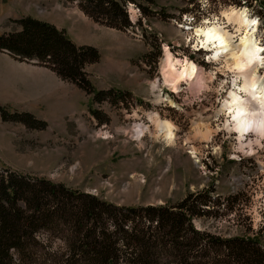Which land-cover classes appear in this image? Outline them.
<instances>
[{
  "label": "rangeland",
  "instance_id": "obj_1",
  "mask_svg": "<svg viewBox=\"0 0 264 264\" xmlns=\"http://www.w3.org/2000/svg\"><path fill=\"white\" fill-rule=\"evenodd\" d=\"M123 1L132 25L125 31L100 25L76 3L62 0L52 18L74 43L99 51L100 61L86 68L88 80L97 91L114 92L113 98L99 101L48 69L54 80L28 92L23 81L40 77L12 57V62L0 60V107L37 123L32 128L0 114V174L44 178L122 207H173L210 189L221 201L216 214L193 220L195 228L228 239L252 237L264 227V141L250 154L225 131L230 119L221 105L235 77L220 62L209 63L193 42L194 30L205 20L224 23L223 11L243 7L258 20L255 39L264 49V0ZM37 6L39 0H0V35L16 30L15 22L25 17L18 12L49 19ZM226 30L236 35L233 27ZM165 47L175 58L193 61L204 84L186 82L174 90L164 83ZM259 75L264 82V64ZM118 93H125V102ZM150 116L172 122L175 146L156 138ZM201 125L217 131L208 142L194 134ZM136 127L144 131L142 138ZM233 197L238 198L231 205Z\"/></svg>",
  "mask_w": 264,
  "mask_h": 264
},
{
  "label": "trees",
  "instance_id": "obj_2",
  "mask_svg": "<svg viewBox=\"0 0 264 264\" xmlns=\"http://www.w3.org/2000/svg\"><path fill=\"white\" fill-rule=\"evenodd\" d=\"M62 1L76 3L100 25L119 31L132 27L126 1ZM15 24V31L0 35V53L20 62L34 60L99 101L113 98L114 92L97 91L88 80L86 68L101 59L95 47L78 45L64 30L32 17ZM0 114L4 121L37 125L3 107ZM212 192L189 194L173 207H122L44 178L5 171L0 174V264H264V227L243 239L195 228L194 219L216 214L221 198Z\"/></svg>",
  "mask_w": 264,
  "mask_h": 264
},
{
  "label": "bare ground",
  "instance_id": "obj_3",
  "mask_svg": "<svg viewBox=\"0 0 264 264\" xmlns=\"http://www.w3.org/2000/svg\"><path fill=\"white\" fill-rule=\"evenodd\" d=\"M221 16L224 23L216 18L208 19L194 30L193 48L195 51L207 53L209 63L220 62L235 77L233 88L221 105V110L226 111L230 119L223 128L237 137L240 151L247 149V152L253 154L254 146L260 147L264 141V82L259 75L264 64V49L255 39L259 23L257 19H250L248 10L243 7L228 8ZM224 24L225 27L222 26ZM227 27H233L236 35L230 34ZM163 58L164 83L171 85L174 90L181 83L204 84V79L198 76L200 70L193 61L175 58L167 47L164 48ZM154 88L153 85L152 89ZM150 119L157 131L155 137L161 138L167 147L175 146V126L172 122L155 119V116H150ZM193 131L195 136L207 142L217 132L209 125L197 126ZM135 132L137 138L144 135V131L138 127ZM250 137L254 140L250 139L246 143ZM188 141L186 139L185 143ZM191 150L196 154L193 147Z\"/></svg>",
  "mask_w": 264,
  "mask_h": 264
},
{
  "label": "crops",
  "instance_id": "obj_4",
  "mask_svg": "<svg viewBox=\"0 0 264 264\" xmlns=\"http://www.w3.org/2000/svg\"><path fill=\"white\" fill-rule=\"evenodd\" d=\"M39 2L41 3V7L40 6H37V9H38L37 12L46 13L47 15H50L51 19H50V17H49V19L48 18H40V17H32V16L28 15L27 13H21V12H18V14H20L21 16L32 17V18H34L36 20L49 23V24L55 26L56 28L60 29L54 23V21H52L53 20L52 18H54L55 13L59 11L58 10V8H59V0H49V1H46L44 3L42 2V0H39ZM8 10H11L12 11L14 9L9 8L6 11H8ZM8 13H10V12H8ZM60 30H64L65 31V29H60ZM6 59L9 60L8 62H10V60L12 62V60H13L10 56H8L6 54H0V60H1V62H6ZM20 64H21V66H22L23 69H25L27 71H30L32 74H35L36 73V75L40 77L39 80H38L39 82L37 81L38 83L36 82L37 79H35V76L31 77L30 79H27L26 81H23V84L22 85L20 84V85L26 91H28L29 88H34V87L40 86V83L42 81H44V82L47 81V80L52 81V80H54L53 78H55L54 77V74H52V72L48 71L45 68H42V67H33L34 65L32 63L26 64V63L22 62ZM8 74L10 75L9 72H8ZM19 83L20 82L18 80H15L14 81V84H19ZM28 92L26 94H29Z\"/></svg>",
  "mask_w": 264,
  "mask_h": 264
},
{
  "label": "water",
  "instance_id": "obj_5",
  "mask_svg": "<svg viewBox=\"0 0 264 264\" xmlns=\"http://www.w3.org/2000/svg\"><path fill=\"white\" fill-rule=\"evenodd\" d=\"M29 62H31V63H37L36 61H34V60H31V61H29Z\"/></svg>",
  "mask_w": 264,
  "mask_h": 264
}]
</instances>
